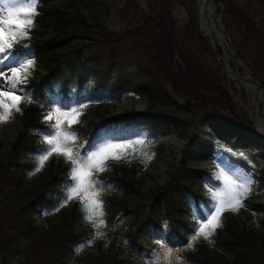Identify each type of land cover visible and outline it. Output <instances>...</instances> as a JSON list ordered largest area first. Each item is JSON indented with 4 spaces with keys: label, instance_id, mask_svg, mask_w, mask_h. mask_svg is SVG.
<instances>
[{
    "label": "trees",
    "instance_id": "16d2710c",
    "mask_svg": "<svg viewBox=\"0 0 264 264\" xmlns=\"http://www.w3.org/2000/svg\"><path fill=\"white\" fill-rule=\"evenodd\" d=\"M43 1L38 2L37 21L45 28L34 30L40 41L34 44V53L47 74L21 85L29 89L32 102L23 103L21 128L9 144L8 157L0 159V175L3 176L0 180V264H10L13 255L17 257L15 264H152L154 254L162 251L157 240L171 248L182 262L190 264H264V231L248 227L235 216L224 218L222 226L213 233L211 243L198 239L192 248L187 247L198 223L196 216L206 211L209 203L208 195L191 187L190 166L182 170L180 182L193 194V206L180 204L181 195L168 189L175 199L172 204L161 206L153 202L148 209L139 212L138 201L126 195L142 192L143 182L138 175L140 165L132 163L128 156L117 162L109 160L111 170L94 175L104 188L110 186L124 193L121 197L115 193L104 194L108 226L102 238L93 240L92 226L80 221L78 200L68 202L55 216H42L37 220L35 214L42 209L64 203L65 191L71 183L70 165L55 154L45 165L44 179L38 182H26L18 169L30 165L20 161L23 154H40L38 150L45 147L42 136L51 122L44 117L50 107H66L71 103L78 108L86 105L79 123L72 125V130L78 134L74 151L79 150L81 156L94 139L107 130L141 125L146 130V139L150 140L172 126L190 141L188 130L196 129L201 115L218 118L213 105L204 97L182 104L167 90L153 57L154 38L160 23L157 12H139L130 0H126L125 7L137 16V22L117 30L97 17L88 20L82 12L72 14L66 8L45 5ZM177 1L186 6L191 16L184 25L186 37L213 57L209 43L199 33L195 1ZM219 1L223 4L220 16L225 33L238 57L264 86V30L261 25L264 0ZM72 37L76 39L74 43L69 41ZM78 43L94 49L109 46L107 65L114 66L115 70L111 69L110 73L113 76L101 72L90 78L85 69L87 59L82 57V47ZM124 44L128 46L122 57L117 58L119 47ZM68 51L77 58L72 65L78 70L75 75L68 72L61 61L60 56ZM128 60L133 61L132 65L126 63ZM98 65L103 66L102 63ZM48 74L58 75L57 86L46 82ZM128 91L144 99L146 105L142 110L125 109L119 115L106 116L107 109L101 107V101L92 100L102 94L118 96ZM91 114L95 118H88ZM231 159L246 166L239 158L231 156ZM1 185H5L3 190ZM160 187L166 188V184ZM252 187L254 191L260 185ZM118 211L129 216L120 224L111 225ZM163 219H166L165 224ZM86 240H92L91 245L86 244L78 252V245ZM172 264H177L174 258Z\"/></svg>",
    "mask_w": 264,
    "mask_h": 264
},
{
    "label": "rangeland",
    "instance_id": "374dc122",
    "mask_svg": "<svg viewBox=\"0 0 264 264\" xmlns=\"http://www.w3.org/2000/svg\"><path fill=\"white\" fill-rule=\"evenodd\" d=\"M216 1L221 14L223 4L219 0ZM125 2L126 0H44L43 4L49 3V5L61 6L72 14L82 12L87 16L88 20H93L94 17H97L101 22L119 30L137 22V16L133 15L125 7ZM129 2L134 4L139 12L153 10L158 14L160 23L156 32L157 36L154 38L153 57L155 68L158 70L169 93L182 104L190 103L199 96L204 97L213 105L218 118L209 114L201 115L196 123V129L190 131V128L188 130L190 141L180 136L179 131L172 126L160 131L156 138L147 140L145 128L137 125L132 128L107 130L96 137L92 144L106 140L128 142L129 140L145 139V145L135 146L136 152L132 153L130 150L129 155L132 163L140 165L138 175L142 178L143 183L141 193L136 192L126 196L138 201L137 209L139 212L148 209L153 202H158L161 206L172 204L175 199L170 196L168 189H172L181 195L178 199L180 204L193 206V194L180 182L183 180L181 172L188 166L191 167L189 169L192 175L191 187L208 196L209 189L216 190L213 184L220 183V181L213 182L211 180L220 168H224L229 174L241 177L243 174H247L253 181L252 185H260V188L250 192L243 200V206L238 211H225L221 222L223 223L226 216H235L248 227L256 231H264V141L259 137L256 124L251 115H249L251 104L246 90L243 87L239 90L236 84L228 78L223 71V65L219 58H216L214 54L213 57L208 55L201 50L194 40L186 37L184 25L191 16L182 2L177 0H130ZM37 12L39 14L38 4ZM261 25L264 30V16ZM42 28L45 27L38 23L36 16L34 27L30 30V36L19 40L14 45V49L17 50L28 46L34 59V67L26 74L27 83L30 79L38 80L40 75L47 74L42 62L34 53V44L40 42L38 41L39 36L36 35L34 30ZM69 41L74 43L76 39L72 37ZM207 43L209 42L207 41ZM78 45L82 47V57L87 59L85 61V69L90 78L101 72L109 77L113 76L110 73H112L111 69L115 70L114 66L108 67L107 65L111 49L109 46L94 49L92 46L80 43ZM127 46V44H124L119 47L117 58L122 57L123 51ZM66 51L67 49H64V52ZM221 51L220 49L219 54L223 56ZM60 57L67 71L75 75L78 70L72 65L77 62L76 56L68 51L67 54H62ZM132 62V60H128L126 63L132 65ZM98 63H102L103 66H99ZM240 70L242 72V69ZM126 71L129 74L130 70L128 68ZM6 75L11 76V72L8 71ZM58 80L57 74H48L46 76V82L53 86H57ZM0 89L9 90V85L6 83L4 76H0ZM26 90L28 95H30L29 89ZM13 94L19 95L20 93ZM54 96L56 98V95ZM92 100L101 101V107L107 109L106 116L119 115L125 109L142 110L146 105L141 96L131 91L124 92L118 96L106 93L93 97ZM22 107L23 103L20 104V112L14 111L10 121L0 123V159L5 160L8 157L9 144L21 128ZM58 107L62 111H67L71 107H75V105L71 103L66 107ZM88 118H95V115H88ZM142 150H146L149 155L154 154L151 161L147 164H145L143 156L140 155ZM37 155L39 154H23L20 161L28 162L30 165L18 168L23 174L25 181L32 184L44 179L46 174L44 166L39 173L29 175L35 167V157ZM231 156L239 158L246 166L244 167L242 164L232 161ZM113 161L117 162L118 160ZM111 168L112 166L108 161L106 170L99 172V174H105ZM2 177L0 175V180ZM187 180L190 181L189 179ZM162 184H166V188H161L160 185ZM4 186L1 185L2 190ZM96 187L101 192L100 200L103 202L104 215L102 219L104 220V225L100 228V231L105 233L108 221L104 206V194L106 192L107 194L115 193L118 197H121L124 193L121 190H114L110 186L102 188L97 184ZM251 188L253 187L251 186ZM159 194L161 195L159 196ZM155 198L157 199L155 200ZM78 202L81 210L80 221L90 224L95 234L96 229L93 227V223L85 220L81 202L79 200ZM62 203H57L51 209H42L40 213L35 214L37 220H41L42 216L57 215L62 209L60 207ZM12 211L11 209L10 212ZM128 216V213L118 211L113 216L111 225L120 224L122 221L127 220ZM163 222L165 224L166 219H163ZM86 242L79 244L78 248L81 245H86ZM16 258L13 255L10 264H15ZM180 263L190 264L181 260Z\"/></svg>",
    "mask_w": 264,
    "mask_h": 264
},
{
    "label": "snow or ice",
    "instance_id": "6c2138e0",
    "mask_svg": "<svg viewBox=\"0 0 264 264\" xmlns=\"http://www.w3.org/2000/svg\"><path fill=\"white\" fill-rule=\"evenodd\" d=\"M39 0H0V76H4L9 90L0 89V123H7L11 120L13 112H20V104L31 103L32 98L28 91L21 87L27 83V73L34 67V59L30 54V48L25 46L14 49V45L21 39L30 36V30L34 27V19L38 15L37 4ZM10 71L11 76L6 73ZM13 93H20L14 95ZM86 106V105H84ZM81 107H71L70 110L62 111L60 107L49 108L44 119L48 124L42 139L45 147L39 149V155L35 157V167L29 175H35L42 171L46 161L54 154L63 157L70 165L69 178L71 183L65 191L64 203L60 207L66 206L72 200H79L82 211L85 213V220L93 223L96 232L93 240L102 238L104 233L100 228L104 225L102 219L103 202L100 200L101 192L96 185L105 186L102 182L94 179V175L106 170L109 160L127 159L136 152L137 145L144 146L145 139L129 140L128 142H104L94 143L88 146L84 155L80 151H74L78 134L72 130V125L79 123V116L82 114ZM145 164L151 161L154 154L149 155L146 150H142ZM213 184L216 189H209V203L196 216L194 234L187 244L192 248L200 238L211 243V237L218 227L222 226L221 218L225 211H238L243 206V200L250 194L252 179L247 174L243 176L229 174L224 168H220L214 177ZM59 210V209H57ZM196 215L194 210V216ZM91 245L92 240L86 242ZM156 243L160 245L162 251L154 254L152 264H172L173 258L179 264L181 257L174 256L173 250L162 244L160 240ZM85 245H81L77 251H81Z\"/></svg>",
    "mask_w": 264,
    "mask_h": 264
},
{
    "label": "bare ground",
    "instance_id": "6f19581e",
    "mask_svg": "<svg viewBox=\"0 0 264 264\" xmlns=\"http://www.w3.org/2000/svg\"><path fill=\"white\" fill-rule=\"evenodd\" d=\"M195 5L199 17L201 35L213 48H216L218 53L220 49L222 50L223 56L218 54V58L222 62L225 74L236 84L239 90L242 87L246 90L251 104L249 115H251L256 124L259 137L264 141V90L250 82L249 73L240 68L242 62L233 54L217 12V2L215 4L214 0H195ZM240 69H242V72Z\"/></svg>",
    "mask_w": 264,
    "mask_h": 264
},
{
    "label": "water",
    "instance_id": "95a60500",
    "mask_svg": "<svg viewBox=\"0 0 264 264\" xmlns=\"http://www.w3.org/2000/svg\"><path fill=\"white\" fill-rule=\"evenodd\" d=\"M224 29V28H223ZM227 39H228V41H229V44L231 45V48H232V51H233V54H234V56L236 57V58H238V59H240L239 57H238V55H237V52H236V50H235V48L232 46V44H231V42H230V39H229V37L227 36ZM211 48H212V51H213V54L216 56V58H218V52L216 51V48H213L212 46H211ZM241 60V59H240ZM241 62H242V65H241V68L243 69V70H246L248 73H249V75H250V78H249V81L250 82H252L254 85H256L258 88H262L263 90H264V86L252 75V73H251V71L246 67V65L243 63V61L241 60ZM224 70V69H223ZM225 72V71H224Z\"/></svg>",
    "mask_w": 264,
    "mask_h": 264
}]
</instances>
